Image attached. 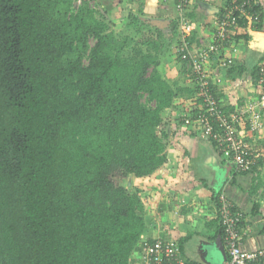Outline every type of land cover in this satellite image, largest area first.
<instances>
[{"label": "trees", "instance_id": "trees-1", "mask_svg": "<svg viewBox=\"0 0 264 264\" xmlns=\"http://www.w3.org/2000/svg\"><path fill=\"white\" fill-rule=\"evenodd\" d=\"M91 1L0 0V264L140 262L147 221L128 182L167 159L164 113L190 90L160 56L194 0L168 31L131 10L133 35Z\"/></svg>", "mask_w": 264, "mask_h": 264}, {"label": "crops", "instance_id": "crops-1", "mask_svg": "<svg viewBox=\"0 0 264 264\" xmlns=\"http://www.w3.org/2000/svg\"><path fill=\"white\" fill-rule=\"evenodd\" d=\"M124 1L115 0L109 13L114 14ZM192 3L189 7L191 21L185 35L193 47H199L201 42L211 40L216 22L230 0H194ZM131 4L133 12L140 16L163 18L170 23L182 18L175 0H133ZM260 7L261 25H240L222 54L213 56L207 63L215 95L226 113L245 107L261 92L257 69L264 61V0H260ZM177 44L176 40L168 52L161 54L160 70L170 83L190 91L182 92L174 106L164 113L160 133L166 132L165 163L150 176L139 180L133 177L134 187L147 191L148 195L142 200L147 221L144 239L179 241L189 236L182 246L186 260L197 264H224L226 260L218 258L217 254L221 253L214 244L219 235L222 237L219 230L223 196L245 213L243 249H264V128L252 131L246 127V139L256 163L252 171L244 173L238 172L234 163L204 138L197 127L187 126L184 110H198L202 102L196 91L190 94L195 89L194 76L181 59ZM229 57L234 63L224 65L222 61Z\"/></svg>", "mask_w": 264, "mask_h": 264}, {"label": "built area", "instance_id": "built-area-1", "mask_svg": "<svg viewBox=\"0 0 264 264\" xmlns=\"http://www.w3.org/2000/svg\"><path fill=\"white\" fill-rule=\"evenodd\" d=\"M189 1L176 0L178 9H182ZM260 0H230V4L216 22V27L210 41L201 42L199 47H193L184 38L187 23L182 25L183 37L178 50L181 59L186 61L194 76L202 105L196 113L187 115L186 123H195L202 131V136L210 139L222 155L234 163L238 172H250L255 165L252 147L246 139V127L252 131L264 128V61L258 68V84L261 92L257 98L247 103L245 107L226 113L212 88L214 80L207 70V63L213 56H220L232 39V33L240 26V18L246 26H255L261 21V14L255 11ZM189 6V5H188ZM234 52L236 49L233 50ZM224 65H232L233 58H225ZM220 209V224L223 229V243L227 252L224 264H264V249L247 251L243 249L244 234L242 224L244 211L233 201L222 197ZM145 247L140 253L138 264H186L182 248L178 240L172 238H157L152 241L145 239Z\"/></svg>", "mask_w": 264, "mask_h": 264}, {"label": "rangeland", "instance_id": "rangeland-1", "mask_svg": "<svg viewBox=\"0 0 264 264\" xmlns=\"http://www.w3.org/2000/svg\"><path fill=\"white\" fill-rule=\"evenodd\" d=\"M94 1H98L99 2V0H94ZM94 1H91L92 2V5H95V2ZM108 2V3H113L115 0H103L102 2ZM133 0H125L123 3V5H121V4H119L118 6H117V11L116 12H114V14H109L110 15V17L114 20V22H115V25H114V30H116L117 32H121L122 31V28L124 29L125 28V32L124 33H131L132 35H133V32H135V31H133V29H135V26H133V27H129L128 25H127V23H128V15H129V13L131 12V10L133 11V4H131V2H132ZM130 2V3H129ZM131 26V25H130ZM186 30V29H185ZM145 33H147V34H153V32L152 31H150L149 29H144L143 30V33H140L139 34V36H146V34ZM185 33H186V31H185ZM179 34H181L180 32H179ZM182 39V36H180L179 38H177V39H175L174 41H176L177 40V45H179L180 44V42H181V39ZM178 40L180 41V42H178ZM165 52H168L167 50L165 51ZM164 52V53H165ZM172 83V82H171ZM173 84V83H172ZM195 84V83H194ZM173 85H175L176 86V84H173ZM195 87H196V85H195ZM135 182H133V178H132V183L130 184V187L132 186H135V184H134ZM135 188V190H137L138 189V186L137 187H134ZM144 189V188H143ZM139 190V189H138ZM144 190H142L141 189V191L139 192L140 193V197H141V199L143 200V199H146V198H148V195H146V192H143ZM217 256H218V258H219V256H221V258H222V255L221 254H217Z\"/></svg>", "mask_w": 264, "mask_h": 264}, {"label": "water", "instance_id": "water-1", "mask_svg": "<svg viewBox=\"0 0 264 264\" xmlns=\"http://www.w3.org/2000/svg\"><path fill=\"white\" fill-rule=\"evenodd\" d=\"M142 18V20L146 21V22H150L152 23L154 26H160V25H164L165 27H169L170 26V20L167 19H163V18H149L146 16H140ZM132 178L130 177L129 182H128V186H130V184L132 183ZM215 247L220 251L223 260H227V252L222 240L221 235L218 236V238L215 240L214 242Z\"/></svg>", "mask_w": 264, "mask_h": 264}, {"label": "clouds", "instance_id": "clouds-1", "mask_svg": "<svg viewBox=\"0 0 264 264\" xmlns=\"http://www.w3.org/2000/svg\"><path fill=\"white\" fill-rule=\"evenodd\" d=\"M176 1V0H175ZM180 30L182 31V25H181V28H180ZM182 34V33H181ZM257 71H258V69H257ZM195 90H197V88L195 87ZM197 93H198V90H197ZM200 100V99H199ZM200 101H202V100H200ZM203 103V102H202ZM200 109V108H199ZM198 109V110H199ZM194 110V109H193ZM195 112V111H194ZM190 113H192V110L191 109H185L184 110V116H183V119H184V121H185V124L187 125V126H193V127H197L199 130H200V128L195 124V123H191V124H187L186 123V118H187V115H189ZM200 132H201V134H202V131L200 130ZM205 138V137H204ZM207 140H209V141H211L210 139H208V138H206ZM212 142V141H211ZM213 143V142H212ZM221 151V150H220ZM252 171V170H251Z\"/></svg>", "mask_w": 264, "mask_h": 264}, {"label": "flooded vegetation", "instance_id": "flooded-vegetation-1", "mask_svg": "<svg viewBox=\"0 0 264 264\" xmlns=\"http://www.w3.org/2000/svg\"><path fill=\"white\" fill-rule=\"evenodd\" d=\"M153 25V24H152ZM159 28H161V29H164V30H168V27H165L164 25H160V26H158Z\"/></svg>", "mask_w": 264, "mask_h": 264}]
</instances>
